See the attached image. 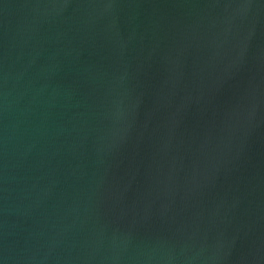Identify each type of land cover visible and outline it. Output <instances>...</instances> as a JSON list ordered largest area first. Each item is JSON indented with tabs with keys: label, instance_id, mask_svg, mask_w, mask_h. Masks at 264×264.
<instances>
[{
	"label": "water",
	"instance_id": "water-1",
	"mask_svg": "<svg viewBox=\"0 0 264 264\" xmlns=\"http://www.w3.org/2000/svg\"><path fill=\"white\" fill-rule=\"evenodd\" d=\"M0 264H264V0H0Z\"/></svg>",
	"mask_w": 264,
	"mask_h": 264
}]
</instances>
